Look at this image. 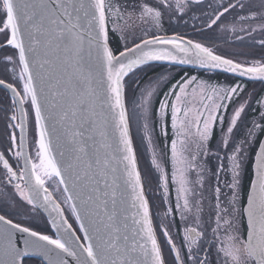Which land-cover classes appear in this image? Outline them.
I'll return each instance as SVG.
<instances>
[{
  "label": "snow or ice",
  "instance_id": "6c2138e0",
  "mask_svg": "<svg viewBox=\"0 0 264 264\" xmlns=\"http://www.w3.org/2000/svg\"><path fill=\"white\" fill-rule=\"evenodd\" d=\"M0 35V264H264V0H0Z\"/></svg>",
  "mask_w": 264,
  "mask_h": 264
},
{
  "label": "flooded vegetation",
  "instance_id": "af4514ba",
  "mask_svg": "<svg viewBox=\"0 0 264 264\" xmlns=\"http://www.w3.org/2000/svg\"><path fill=\"white\" fill-rule=\"evenodd\" d=\"M211 3L213 6H216L219 4L220 0H205V3ZM226 2V0H225ZM211 9H209L210 11ZM195 15H199V13H196ZM227 15V14H226ZM185 19L188 20V23L185 24L183 21H176L175 19H173V21L171 22V26L176 28L177 30L179 31H183V32H186L188 35H196L198 33L194 32L193 29L191 28V24L194 23L195 21L192 20V19H189L188 17H186ZM231 19V17L229 18ZM169 30V23L166 22L165 23V31L168 32ZM170 34V32H169ZM259 37L257 36V39ZM3 37L2 35H0V40H2ZM229 39V42L230 43H241L240 41H236L233 37L229 36L228 37ZM245 40L247 42H251L252 41V37H248L246 36L245 37ZM221 46L223 47L224 45L221 44ZM230 50H233V51H240L241 49H230ZM245 51H247V49H244ZM11 51L12 50H8L7 53H5V50L4 49H0V61H2L5 57V55H10L11 54ZM257 51H259V49L257 48ZM10 73H11V69H8L7 71L3 68V65L2 63H0V78H8L9 82H13L11 80V77H10ZM196 74H201L200 71H197L195 72ZM184 74V73H183ZM187 74V73H186ZM191 74H194V73H191ZM223 75V74H222ZM221 75V76H222ZM219 78V77H218ZM224 77L222 78H219L221 81ZM176 82V81H175ZM246 85H247V89H252L253 91H259L260 88H261V82L259 81H255V82H251V81H243ZM170 83V82H169ZM169 83L165 86V91L168 89V87H171L172 85H169ZM246 89V90H247ZM5 96H9L10 97V94L3 88H0V99H3ZM229 110H231V106L229 107ZM0 114L3 116L4 113L3 112H0ZM4 118V117H2ZM135 134H136V138L138 139V136H139V131L137 130V128L135 129ZM263 139V137H262ZM137 143L139 144V142L137 141ZM143 158V157H142ZM141 158V161H140V164L142 165V169L146 170L145 168V162L143 161V159ZM215 161H213L214 163ZM147 165V168H148V162L146 163ZM244 183L247 184L248 183V177L246 176L245 179H244ZM159 215V214H158Z\"/></svg>",
  "mask_w": 264,
  "mask_h": 264
},
{
  "label": "rangeland",
  "instance_id": "374dc122",
  "mask_svg": "<svg viewBox=\"0 0 264 264\" xmlns=\"http://www.w3.org/2000/svg\"><path fill=\"white\" fill-rule=\"evenodd\" d=\"M179 72H177V71H168V70H166L165 72H161V73H159L158 75H156V76H152V77H150L147 81H145L144 82V84H142V86L140 87V88H144V87H147L148 86V83H149V81L150 80H154V79H156L157 77H160V76H163V78L162 79H160V82H159V85H158V93H159V95H160V92H162V90L164 89V87L169 83V81H171V80H173V78H174V76L176 75V74H178ZM182 75H188V76H191V75H200V74H196V73H194V74H186V73H184V74H180L179 75V78H177V80H179V79H181V76ZM177 80H176V82H177ZM224 80V78L222 79V81ZM176 82H174V83H172L173 85L176 83ZM171 84V85H172ZM172 85V86H173ZM171 86V87H172ZM171 87H168V89L165 91V93L166 92H168V90L171 88ZM139 95V91L137 92V96ZM159 99H163V97H159ZM0 112H2V111H0ZM2 117H4V115L2 116L1 114H0V134H2L3 132H4V128H5V125H4V118H2ZM137 127L135 126V129H136ZM136 138V137H135ZM140 139H141V133L139 132V136H138V139L136 138V143H137V141L140 143ZM138 144V143H137ZM141 151H144V149H143V146H141ZM143 161L145 162V168L147 169V165H146V163L148 162V153L146 152V151H144V155H143ZM141 167H142V165H141ZM38 223H40V224H42V221L41 222H38ZM41 227H43V226H41Z\"/></svg>",
  "mask_w": 264,
  "mask_h": 264
},
{
  "label": "trees",
  "instance_id": "16d2710c",
  "mask_svg": "<svg viewBox=\"0 0 264 264\" xmlns=\"http://www.w3.org/2000/svg\"><path fill=\"white\" fill-rule=\"evenodd\" d=\"M183 69H187V68H183ZM166 70L168 71H177L179 72L178 74H176L173 78V80L169 81V85H171L172 83H174L177 78H179V75L180 74H183V73H187V74H191V73H195L197 72L196 70H187V71H182V68H179V67H169V66H165V65H158V64H155L153 66L150 67V69L145 73L143 74V77H142V80L140 78H137L138 80H140V83H139V88L142 86V84H144L145 81H147L150 77L152 76H156L158 75L159 73L161 72H165ZM224 77V75H220L219 78H222ZM165 93V87L164 89L162 90V92H160V95L159 97H163V94ZM135 126H136V121H133V133H134V138L136 137V134H135ZM137 127V126H136ZM136 140V138H135ZM19 218V217H18ZM41 222V221H39ZM44 222V221H43ZM27 264H40L39 261L37 260H27Z\"/></svg>",
  "mask_w": 264,
  "mask_h": 264
},
{
  "label": "water",
  "instance_id": "95a60500",
  "mask_svg": "<svg viewBox=\"0 0 264 264\" xmlns=\"http://www.w3.org/2000/svg\"><path fill=\"white\" fill-rule=\"evenodd\" d=\"M164 65H165V64H164ZM181 67H185V68H189V69L198 70V69L193 68V67H191V66H181ZM0 88H2V87H0ZM3 89H4V88H3ZM5 90L11 95V93H10L7 89H5ZM263 139H264V137H263ZM43 215L45 216V218H47V214H46V213H44ZM28 259H37V260H39V258H37V257H32V258H28Z\"/></svg>",
  "mask_w": 264,
  "mask_h": 264
}]
</instances>
